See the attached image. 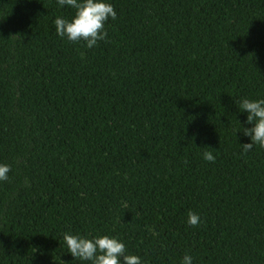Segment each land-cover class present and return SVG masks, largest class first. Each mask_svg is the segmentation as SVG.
<instances>
[{
    "label": "trees",
    "instance_id": "16d2710c",
    "mask_svg": "<svg viewBox=\"0 0 264 264\" xmlns=\"http://www.w3.org/2000/svg\"><path fill=\"white\" fill-rule=\"evenodd\" d=\"M107 2L87 48L56 33L73 7L0 0V264H92L65 232L141 264H264V147L244 152L239 107L264 99V0Z\"/></svg>",
    "mask_w": 264,
    "mask_h": 264
},
{
    "label": "clouds",
    "instance_id": "9594fccd",
    "mask_svg": "<svg viewBox=\"0 0 264 264\" xmlns=\"http://www.w3.org/2000/svg\"><path fill=\"white\" fill-rule=\"evenodd\" d=\"M57 3L59 6L68 5L76 10L71 19L61 16L55 19L57 35L66 37L73 43L83 40L87 48H92L98 41L106 40L105 22L109 18L113 20L117 18L114 6L107 0H79V2L78 0H57ZM239 107L242 111H247L246 122L253 125L251 128L243 129L244 135L251 138V143L242 145L244 152L250 151L254 144L264 147V99L244 98ZM203 158L209 162H214L216 159L210 151H205ZM10 171V165L0 164V181H7ZM187 222L191 226H199L201 223L199 214L190 211ZM63 239L68 252L78 260H88L92 264H141V258L127 254L126 245L114 236L97 235L88 238L65 232ZM192 260L193 257L186 253L181 264H192Z\"/></svg>",
    "mask_w": 264,
    "mask_h": 264
}]
</instances>
